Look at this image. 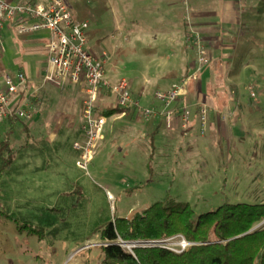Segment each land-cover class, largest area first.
Listing matches in <instances>:
<instances>
[{"label":"rangeland","instance_id":"obj_1","mask_svg":"<svg viewBox=\"0 0 264 264\" xmlns=\"http://www.w3.org/2000/svg\"><path fill=\"white\" fill-rule=\"evenodd\" d=\"M70 2L74 18L89 23L90 49L105 51L111 58L109 80L126 79L140 86L145 79H155L164 69L167 61L149 59L157 45L155 39L164 33L144 10L149 0ZM249 32L261 33L251 38V56L244 59L247 62L240 60L232 64L235 70H240L243 62L250 64L248 75L231 78L229 82L223 79L227 85H223L222 91L225 96H232L231 102L225 98L226 105H243L238 113L244 120L233 124L235 135L212 136L207 124L204 134L200 129L195 132L199 136L183 137L176 132L179 139L170 147L166 144L167 132L162 129L157 135L155 151L152 139L144 146L146 153L153 152L155 156L152 173L148 168L149 158L139 148L142 139L138 135L126 139L114 137L106 147H99L84 171L76 166L79 153L73 149L74 142L83 138L71 136L67 142L68 119L61 121L63 126L54 142L47 140L51 131L36 123L37 119L17 122L10 135L16 159L6 172L0 173V264H99L103 227L117 218L131 219L156 203L170 207L189 204L196 218L226 203H264V19ZM3 38L6 56L2 69L13 78L19 64L25 66L32 58L39 64V72L44 69L45 34H20L6 28ZM206 61L203 70L210 65L208 53ZM196 64L195 61L193 67ZM199 80L201 77L191 85ZM220 82L221 79L214 80L215 85ZM77 88L68 85L64 91L69 94ZM57 89L52 85L44 88L51 96L42 105L50 112L54 107L60 110L67 106L64 99L58 98L64 96ZM68 103L76 109V120L83 121L82 103L79 100ZM199 104L213 105L206 100L195 105ZM49 126L52 128L51 123ZM8 129V124L0 127V141ZM159 137H162L160 142ZM200 137L210 139L215 150L196 147ZM230 145L235 147L233 151ZM63 146L64 160L57 167L60 174L37 175L38 171L53 167V155L60 153ZM203 152L208 155H202ZM123 246L133 250L132 244Z\"/></svg>","mask_w":264,"mask_h":264},{"label":"crops","instance_id":"obj_2","mask_svg":"<svg viewBox=\"0 0 264 264\" xmlns=\"http://www.w3.org/2000/svg\"><path fill=\"white\" fill-rule=\"evenodd\" d=\"M10 1L21 2L22 0ZM144 10L150 13L155 27L164 31V33L160 34V36L155 39L157 45L154 49V54L149 59H151L150 61H167L166 66L164 69L161 68L162 70L158 72L155 79H145L140 86L138 83H130L132 92L145 106L159 104L154 101L155 93L157 91L170 89L175 84L179 83L189 67L193 66V63L196 61V51L190 48L189 35L191 32H197L201 35L208 53L210 65L203 70L204 72L200 76L201 80H199L198 83H194V85H190V95H188L184 101L180 102L183 104H191L190 106L193 110V118L187 133L182 131L178 118H174L171 123V128H168L167 122L163 119L145 123L137 113L128 112L107 117V125L109 126L106 127V138L102 146L106 147L113 141L114 137L126 139L128 136H134L133 134L138 135L142 139L139 148L149 158L150 163V160H153L155 157L154 153H146L144 146L147 140L150 141V139H152L151 146L152 150L155 151V145L157 144L156 139L160 130H166V144L170 147H173V141L179 139V134V136L183 137L193 135L199 136L195 133L200 129L198 106L195 104L203 100L210 101L213 104L207 105L210 108L208 115L209 134L212 136L218 135L219 137L224 135L233 137L237 131L233 127V124L240 120H244L242 119V114L238 113V110L242 109L243 105H226L227 102L225 98H229L231 102L232 96H225V92L222 91L224 89L223 85H227V82H229L231 78L247 76L249 73L250 64L243 62L240 70H235L232 64L236 61L240 62V60L247 62V60L244 59L249 55L251 56L252 52L249 48L251 38L258 37L261 33L257 32L256 34H252L249 31L255 29L259 25L260 20L264 19H262V13L264 14V0H149ZM46 37L47 35H45V38ZM96 43L99 44L98 42ZM88 48L97 56L107 53L97 48L96 51L93 50V52L90 49L89 42ZM158 54L165 55V58ZM32 59L33 60L25 66L19 64V71L17 73H25L29 79L34 81L36 87H40L43 75L42 72L45 67L39 72V64L35 63L36 61L34 58ZM110 59L109 57V61ZM3 64L5 65V62ZM215 79H221L220 84L215 85ZM223 79H227V82ZM118 81L120 80H110L112 83H117ZM150 87H154L155 90L152 92ZM44 88L45 86L36 91V94L30 100V106L35 111L34 119H37L36 123L44 125L47 132L51 131V134H48L47 140L54 142L56 138H58L59 130L63 126L61 122L63 119H68L70 121L69 133L66 138L67 142L71 136L74 138H83L81 131L82 120L80 122L76 120V109L74 105H69L68 103L69 101L77 103L78 100L82 103L84 98L82 90L78 87L77 90H73L68 94L65 91L57 89L59 92L58 94L64 96L58 98L61 100L64 99L67 106L64 107L63 105V107L60 108L61 111L54 107L53 111L50 112L48 108H44L42 105L44 99H49L51 96V94L44 91ZM40 105H42V107ZM99 107L102 109V112L115 109L113 97L107 93H103L99 101ZM51 120H56L57 122L54 123V121L51 122ZM50 123L52 128L49 126ZM16 124L17 122H10L8 124L9 128L13 126L12 132ZM30 130V127H28L26 130L28 134ZM200 138L199 141L195 140L196 147L200 149H207L210 147L209 151L215 150L210 139L207 137ZM158 139V142L162 141V137ZM229 141L233 142L232 138H230ZM64 147L65 146L60 150V153H55L53 155L55 158L53 167H46V169L44 168L40 170V172L38 171L37 175H45L48 172L60 174L57 167L60 165L62 166L64 160ZM230 148L233 151L232 148L235 147L230 145ZM169 155L172 154L167 153V156ZM202 155L206 156L208 153L203 152ZM58 162L59 165H57ZM60 168L63 170L62 167ZM63 173L65 174V172ZM55 181H57V179H55ZM46 183L47 180H45L43 184L46 185Z\"/></svg>","mask_w":264,"mask_h":264},{"label":"built area","instance_id":"obj_3","mask_svg":"<svg viewBox=\"0 0 264 264\" xmlns=\"http://www.w3.org/2000/svg\"><path fill=\"white\" fill-rule=\"evenodd\" d=\"M22 1L0 0V127L10 122H32L35 111L30 106V100L39 88L52 85L64 91L66 86L73 85L79 87L84 95L81 125L83 140L73 145V149L79 153L76 166L81 170H88L106 138L107 117L99 110L103 93L113 97L114 108L123 110V114L135 112L145 123L163 119L168 128H171L173 119L178 118L182 131L187 133L193 110L188 103L180 102L184 101L191 83L199 79L207 63V50L199 33L191 32L189 35L190 48L196 51L197 64L189 67L179 83L155 93V101L159 104L145 106L134 95L126 79L110 82L107 77L109 57L107 53L97 56L89 50V23L74 18L70 0ZM6 28L20 34L47 35V61L40 87H36L25 73L19 72L13 78L2 69V60L6 56L3 38ZM197 106L200 131L204 134L210 108L201 104ZM117 243L122 247L132 244L133 249L158 247L176 254H182L197 245L181 235L156 241L124 243L120 240ZM106 245L109 243H103V246Z\"/></svg>","mask_w":264,"mask_h":264},{"label":"trees","instance_id":"obj_4","mask_svg":"<svg viewBox=\"0 0 264 264\" xmlns=\"http://www.w3.org/2000/svg\"><path fill=\"white\" fill-rule=\"evenodd\" d=\"M103 113L111 117L124 111L113 109ZM12 130L13 126L0 141L1 174L16 159L10 139ZM148 168L152 173V159ZM1 209L0 202V212ZM263 221L264 203H226L198 218L189 204L170 207L156 203L131 219L117 218L103 227L100 238L109 245L102 246L99 264H264V227L248 234ZM178 235L197 245L176 254L158 247H138L130 252L117 243L156 241Z\"/></svg>","mask_w":264,"mask_h":264},{"label":"water","instance_id":"obj_5","mask_svg":"<svg viewBox=\"0 0 264 264\" xmlns=\"http://www.w3.org/2000/svg\"><path fill=\"white\" fill-rule=\"evenodd\" d=\"M263 224H264V222L263 223H260L258 226H256L255 228H253L248 234H251V233L257 231L258 229H260L262 227Z\"/></svg>","mask_w":264,"mask_h":264}]
</instances>
